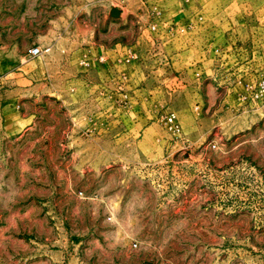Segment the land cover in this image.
<instances>
[{"label":"rangeland","instance_id":"obj_1","mask_svg":"<svg viewBox=\"0 0 264 264\" xmlns=\"http://www.w3.org/2000/svg\"><path fill=\"white\" fill-rule=\"evenodd\" d=\"M256 57L264 0H0V263L94 233L135 264H264Z\"/></svg>","mask_w":264,"mask_h":264},{"label":"crops","instance_id":"obj_2","mask_svg":"<svg viewBox=\"0 0 264 264\" xmlns=\"http://www.w3.org/2000/svg\"><path fill=\"white\" fill-rule=\"evenodd\" d=\"M173 10L174 11L170 9L168 22L178 25L185 20V16H183L181 10L177 8V6ZM241 39V37L235 36L233 34L227 37L225 41L228 42L227 50L229 51V54L233 53H231V43L242 42ZM237 49L241 48L239 47ZM256 58L258 61L256 66L262 68L264 60L261 57ZM229 59L230 56H228L227 62H231ZM212 60L214 61V59H211V61ZM213 61L209 62V69L210 65L211 67H215ZM241 61H244V59ZM238 63H240V61L233 65L235 66ZM242 66L243 65L236 69L240 70L239 68ZM230 68H232V63L230 64ZM259 107L260 106L258 105L257 108ZM32 208L33 207L30 206V209L25 212V214H23L24 216H29L30 221L32 220L31 218H35L36 216L35 211L32 210ZM88 231L89 229H87L85 234L81 235H87ZM93 235L94 233H90V237L88 236L83 239H78L70 238V236H66L61 233L55 237L57 239L56 242H58L55 248L49 247L47 243L32 241L29 247L30 254L27 264H135L134 259H132L131 255L128 253V248H123L119 252H117L118 250H111V247H115L114 244H103L97 237L95 238ZM17 251L19 252L14 256V258L11 259L9 264H22L23 256L20 252V248ZM23 264H26V261H24Z\"/></svg>","mask_w":264,"mask_h":264},{"label":"built area","instance_id":"obj_3","mask_svg":"<svg viewBox=\"0 0 264 264\" xmlns=\"http://www.w3.org/2000/svg\"><path fill=\"white\" fill-rule=\"evenodd\" d=\"M27 52L31 56H36V55L40 54L42 52V50L39 47H31L27 50ZM253 98L255 101L260 102V104H264V77L261 78L257 82V84L254 88ZM172 116H173L172 114L168 116L169 121H171ZM166 264H168V263H166Z\"/></svg>","mask_w":264,"mask_h":264}]
</instances>
